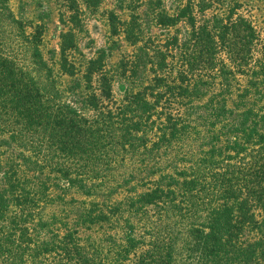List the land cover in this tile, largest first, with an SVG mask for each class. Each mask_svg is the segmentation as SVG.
Segmentation results:
<instances>
[{
  "label": "trees",
  "instance_id": "trees-1",
  "mask_svg": "<svg viewBox=\"0 0 264 264\" xmlns=\"http://www.w3.org/2000/svg\"><path fill=\"white\" fill-rule=\"evenodd\" d=\"M10 1L0 264H264V34L242 1L55 0L58 71ZM85 13L134 51L76 68Z\"/></svg>",
  "mask_w": 264,
  "mask_h": 264
},
{
  "label": "rangeland",
  "instance_id": "rangeland-1",
  "mask_svg": "<svg viewBox=\"0 0 264 264\" xmlns=\"http://www.w3.org/2000/svg\"><path fill=\"white\" fill-rule=\"evenodd\" d=\"M243 10L255 24L259 31L264 34V0H241ZM109 7V0L104 3ZM10 7L18 18L24 22H33L44 26L42 52L44 58L52 64L54 70H59V55L61 45V34L68 27L59 20L58 6L55 0H11ZM126 16V14H125ZM77 40V51L72 54L71 62L80 69L84 61L96 56L99 50L105 49V64L115 66L122 56L129 55L134 51L123 38H112L106 20L101 15H90L85 13L82 21L74 31ZM113 43V44H112ZM109 46L112 48L109 49ZM80 78V75H77ZM72 79L64 76L62 81L69 84ZM122 92L120 85H115V94L119 96Z\"/></svg>",
  "mask_w": 264,
  "mask_h": 264
}]
</instances>
